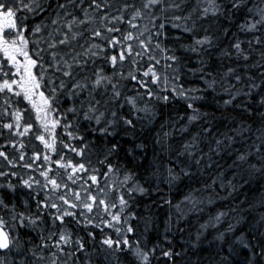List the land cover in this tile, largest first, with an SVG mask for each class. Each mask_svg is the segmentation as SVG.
Returning a JSON list of instances; mask_svg holds the SVG:
<instances>
[{
  "label": "trees",
  "instance_id": "16d2710c",
  "mask_svg": "<svg viewBox=\"0 0 264 264\" xmlns=\"http://www.w3.org/2000/svg\"><path fill=\"white\" fill-rule=\"evenodd\" d=\"M143 2L144 0H108L112 8L93 13V10L88 8V0H85L83 4L76 0L74 6L66 9L68 13L80 19L84 18V10L96 18L94 24L80 25L73 29V31L82 32L83 36L77 37L68 45L54 49L64 54V58L69 63H72L71 58L77 53L80 54L78 59L88 60L83 69L74 66L73 73L77 80L88 78L85 82H89L93 78L92 74L96 67H103L107 75L112 73L106 61L96 60L93 65L92 60L83 55L91 43H103L100 40L89 39V29L100 27L99 16L104 11L110 12L111 15H119L120 12L114 9H122L125 3L140 7ZM254 2L259 4L260 0H254ZM41 3L46 13L30 15L28 23L29 25L40 23L47 15L48 18L44 20V23L48 25V28L42 35L29 36V39L40 40L39 48L45 49L42 55L47 62L48 32H52L55 27H60V32H54V38L63 39L61 33L67 31L62 25L51 23L56 19L57 13L64 16L65 10L59 9L57 4L67 3V0H41ZM172 3L178 4L179 8L166 7L167 4ZM206 6V0H165L164 5L146 10L144 18L133 21L138 25L137 29H132L124 22L109 23V27L119 28L120 33L133 31L135 35L143 32L141 39L152 36V40L148 42L150 50L139 47L137 41H130L135 51L141 52L142 59L137 58L136 65L140 69V72L136 73L138 77H142V72L155 63L148 59L149 56H154L155 60L159 61L155 68L156 73L161 76L167 74L171 80V69L164 68V56L175 54L182 59L178 83L182 84L185 90L205 89L204 80L212 78L217 81V86L215 89L189 93L203 97L201 100L192 102L202 115L191 122L188 118L193 113L187 107L189 102L170 90L161 92L159 84L149 86L152 87L153 92L167 95L168 101L155 97L138 101L139 107L149 103L155 115L135 113L134 115L140 117L137 121L134 115L130 114L127 106L124 109H118L113 102L109 108L118 113L114 129L116 135L101 140L98 135L83 131L81 134L85 136L86 141H95L89 145L86 157L91 160V167L98 169L90 174L98 176L99 186L107 194L104 199L116 201L123 187L132 186L131 182L124 186L120 183L125 170L134 173L140 184L147 189L144 194L133 193V199L129 200L130 207L126 211L135 213V217L129 220L135 229L134 234H129V240H140L141 246L146 249L156 248L155 253L149 257V264H264V256L260 255L261 248H264V164L260 163L261 155L257 154V149L264 140V104L261 103L264 100V29L254 32L241 31L238 24L244 20L243 12L236 13L231 19L223 17L218 20L200 19L199 12L193 9ZM252 6L251 3L248 4L249 8ZM161 8H164V11H161ZM131 12V8L123 12L125 20L131 17ZM20 14L17 13V16ZM153 16L156 19H152ZM188 16H191V20H188L187 24L189 27H194L196 38L205 34L214 36V46L207 54H197L182 49L175 42V37L183 36L179 43L184 45L192 43L191 34L183 33L182 29L172 26L173 23H182V21L174 20L175 17L187 18ZM160 23L166 25L163 31L167 33V39L164 36H155L159 29L153 25ZM145 26L148 31H144ZM205 29H208L207 33ZM257 37L260 43L256 42ZM237 40L243 42L241 47L247 59L245 56H237L232 48V44ZM247 41L252 42L251 47ZM157 42L160 44L159 48L155 47ZM30 47L36 50L35 45ZM163 48H168L169 51L164 53ZM173 49H175L174 53ZM224 52H229L231 55H224ZM201 59L207 61L205 73L211 74L206 75L204 80L200 79V73L190 71L201 67L199 64ZM168 63L175 67L173 62L168 61ZM129 67V61L126 60L123 66L125 74ZM229 69H233L234 72L228 74ZM233 76H240L241 80L237 81ZM142 78L150 81L151 75ZM121 84L125 85L120 101L122 103L123 95L132 96L136 93L133 91L134 81L122 80ZM229 84L234 85L232 94L239 92L240 95L236 96L231 104H226L225 101L229 100L230 96L224 88H227ZM251 84H256L257 87L250 92ZM173 86L177 85L170 84L169 87ZM140 91L143 92V89ZM61 99L63 101V98ZM96 99H101V96L97 95ZM2 102L0 98V104ZM17 106L28 107L26 103H20ZM63 106L67 108L71 105L64 103ZM119 117L132 119L135 127L124 125ZM25 118L31 122V113L25 112ZM108 118L111 119L110 116ZM69 119L72 117L70 116ZM9 122L11 117L0 118V151L7 154V159L0 156V171L12 170L17 171L24 178H27L29 174L39 178L33 169L24 168L22 165L33 163L34 152L43 155L45 152L43 143L36 140L32 134L19 136L14 130L4 128L3 124ZM81 127H95V125L89 126L82 122ZM57 135L64 138L60 136V129H57ZM21 142L24 144L23 149L20 148ZM113 144H118L119 150L108 156L105 161V151ZM189 144L192 145L191 148L185 151L184 146ZM137 145H143V147L138 148ZM76 146L80 145L76 143ZM261 152L264 153V149H261ZM21 154L24 155L23 161L19 159ZM240 155L247 156V160L241 161ZM51 158L57 159L55 155ZM67 158L73 161L80 159L72 153H68ZM8 160H12L13 163L9 164ZM41 162L35 161V164ZM105 163H111L118 168L116 173L109 174L107 177L108 186H105L103 175L107 172ZM251 165L255 168L250 167ZM180 166L184 167V172H181ZM168 167L174 169L179 179L169 181L166 171ZM84 178L87 179L86 176ZM11 180L17 185L16 191L12 193L0 189V196L6 203H14L17 211L35 215L36 205L33 198L28 195L30 190L21 187L17 177H11ZM5 182V179L0 177V184ZM89 183L92 182L89 181ZM113 185L114 187H111ZM93 194L98 195L95 191ZM43 196L44 193L41 192L36 198L43 199ZM125 199H128L127 194ZM25 200L28 201L27 206L24 205ZM0 215H6V213L0 211ZM53 215H55L53 209L42 213L44 223L39 225V230L37 228L20 230L22 242L32 241V244L23 243V249L28 250L33 245H39L41 236L47 240L49 233L59 234L68 229L71 233V241L67 245H61L63 251L52 246L43 250L37 249L36 257H32L27 251L21 255L15 249L7 252L0 250V264H21L25 260L27 264H51L53 253L56 264H141L127 249L113 253L107 250V246H102L101 242L106 236L116 239L114 228L106 225L97 228L94 225L75 223L68 217L65 218L63 225L58 221L53 224ZM100 215L104 218L102 212ZM90 233L94 235H89ZM58 238V235H53L48 242L51 244ZM78 242L83 243V248L79 247ZM168 250L173 252L171 258L163 255Z\"/></svg>",
  "mask_w": 264,
  "mask_h": 264
},
{
  "label": "snow or ice",
  "instance_id": "6c2138e0",
  "mask_svg": "<svg viewBox=\"0 0 264 264\" xmlns=\"http://www.w3.org/2000/svg\"><path fill=\"white\" fill-rule=\"evenodd\" d=\"M84 2L85 0H79L81 4ZM75 3L76 0H67V3L57 4V7L64 9L65 13L64 16L57 13L56 19L52 20L51 23L52 25H62L67 31L61 33L63 39L54 38V32H60V27H55L52 32H48L47 49L49 51L48 61L45 62L42 55L45 49L39 48L40 40L29 39V36L42 35L48 28V25L44 23V20L48 18L47 15L44 16L40 23L31 25L28 23L30 15L36 16L46 13L41 0H0V98L3 101L0 104V118L11 117V122L3 124L4 128L14 130L19 136L32 134L36 140L43 143L45 148L43 155L37 152L33 153V163L22 165L24 168L33 169L39 178L31 174L24 178L17 171L12 170L7 172L0 171V177L6 181L0 184V189L14 193L17 185L12 183L11 177H17L20 186L30 190L28 195L33 198L36 205L35 215L30 212L26 214V212L17 211L14 203H6L5 199L0 196V211L6 213V215H0V250L7 252L15 249L21 255L27 251L32 257H36L37 249L43 250L52 246L63 251L61 245H67L71 241V233L68 229L59 234L49 233L47 240L41 236L39 245H33L28 250L23 249V243L32 244V241L22 242L20 230L24 228H37L39 230V225L44 223L42 213L53 209L55 210V215L52 216L53 224L58 221L63 225L65 218L68 217L75 223L94 225L97 228L105 225L109 228H114L116 239L106 236L101 242L102 246H107V250L113 253L127 249L132 252L141 264H149V257L155 253L156 248L146 249L141 246L140 240H129V234L135 233V229L129 223V220L135 217V213L126 211L130 207L129 200L133 199V193L144 194L147 189L140 184L134 173L125 170L123 180L120 183L124 186L131 182L132 186L123 187V191H121L116 201L104 199L107 194L99 186L98 176L90 174L98 171V169L91 167V160L86 157L89 145L95 141H86L85 136L81 133L83 131L94 133L101 140L105 137L116 135L114 129L117 124L118 113L109 108V105L113 102L116 103L118 109H124L127 106L131 115L140 112L145 113V115L149 113L155 115L154 109L150 107L149 103L139 107L138 101L149 97L168 101L169 97L153 92L152 87L149 86L150 84L152 86L159 84L161 85V92L170 90L180 95L185 101H188L187 107L193 113L188 118L189 122L195 121L202 114L198 108L193 106L192 102L201 100L203 97L190 95L189 93L215 89L217 81L215 78L204 80L206 75L210 76L211 74L205 73L207 61L201 59L199 60L201 67L190 71L201 74L200 79L204 80L206 88L185 90L183 85L178 83L182 59L175 54L164 56V68L171 69V80L167 74L161 76L156 73L155 68L159 61H156L154 56H149L148 59L149 61H155V63L142 72V77L151 75V80L147 81L136 74L140 72V69L136 67L137 58L142 59V57L141 52L135 51L130 41H137L139 47L144 50H150L148 42L152 40V36L149 35L145 39H141L143 32H138L135 35L133 31L120 33L119 28L109 27V23L124 22L132 29H137L138 25L133 23V21L144 18L146 10L158 5H164L165 0H144L140 7L125 3L122 9H114L120 12L119 15H111L110 12L104 11L99 16L100 27L89 29V39L93 41L100 40L103 43H91L83 55L89 57L93 65H95L96 60L106 61L111 67L112 73L107 75L103 67H96L92 74L93 78L89 82H85L88 78L77 80L73 73L74 66L83 69L87 65L88 60L78 59L80 54L77 53L72 56V63H69L64 58V54L54 50L60 46L70 44L77 37L83 36L82 32L73 31L74 28L80 25L96 23L95 16L90 15L87 10L83 11V19L68 13L66 9L74 6ZM206 3V7L193 9V11L199 12L200 19L211 18L218 20L221 17L231 19L236 13L243 12L244 20L238 24V28L241 31L254 32L264 29V6H261L264 5V0H260L259 4L255 3L254 0H206ZM250 3L253 5L251 8L248 7ZM112 7L108 0H88V8H91L93 13ZM166 7L179 8V5L172 3L167 4ZM129 8L132 9L131 17L125 20L123 12ZM161 11H164V8H161ZM17 13L21 14L17 16ZM65 17H70V19H65ZM152 19H156V17L153 16ZM174 20L182 21L179 24L173 23L172 26L174 28L182 29L183 33L193 36L192 43L189 45L179 43L184 38L183 36L175 37L174 40L180 48L197 54H207L213 48L215 39L213 35L205 34L199 38L195 37L194 27H189L187 24V21L191 20V16L187 18L175 17ZM153 27L159 29L155 33L156 37L164 36L167 39V33L163 31L166 27L165 23L154 24ZM144 31H148L147 26H145ZM207 32L208 29H205V33ZM113 33H118L119 35H112ZM256 42H261L259 37L256 38ZM242 43L237 40L232 44L237 56H245L241 47ZM247 43L251 47L252 42L247 41ZM30 45H35L36 50H32ZM155 47H160L159 42L155 44ZM162 51L167 53L169 49L163 48ZM172 51L174 53L175 49ZM224 55H231V53L224 52ZM245 59H247V56H245ZM126 60L129 61L130 65L127 74H125L123 68ZM168 61L173 62L175 67L169 64ZM233 72V69L228 70V74ZM233 78L237 81L241 80L240 76H233ZM122 80L134 81L133 91L136 94L132 96L123 95V102L121 103L122 90L125 88V85L121 84ZM170 84H176L177 86L170 88ZM256 87V84H251L250 92L255 90ZM141 89H143V92L140 91ZM233 90L234 85L231 84L224 88V91L230 96V99L225 101L226 104H231L236 99V96L240 95L239 92L233 95ZM97 95H100L101 99H96ZM104 97L107 98L105 99ZM61 98H63V101ZM20 103H26L28 107L20 108L17 106ZM64 103H69L71 106L65 108L63 106ZM261 103L264 104V100ZM25 112L31 113V122H28L25 118ZM70 116L72 119H69ZM109 116L111 119L108 118ZM134 118L137 121L140 120L138 115H134ZM119 119L122 120L124 125L135 127L132 119L127 117H119ZM82 122L89 126L95 125V127L82 128ZM57 129H60V136L64 138L58 137ZM74 142L80 146L77 147ZM191 146V144L185 145V151H188ZM23 147L24 144L21 142L20 148L23 149ZM137 147L142 148L143 145H137ZM261 149H264V140L261 141L260 148L257 149V154L261 155L260 163L264 164V153L261 152ZM118 150V144H113L107 148L105 161H107L108 156L118 152ZM68 153L75 154L80 159L77 161L68 159ZM52 155H55L57 159L52 160ZM0 156L7 159V154L3 151H0ZM19 159L23 161L24 155L21 154ZM239 159L246 161L247 156L240 155ZM35 161L42 162L35 164ZM8 163L12 164L13 161L8 160ZM54 165L56 166L55 168L53 167ZM105 167L107 172L103 175L105 177V186H108L107 177L109 174L116 173L118 168L111 163H105ZM180 167L181 172H184V167ZM250 167L255 168L254 165ZM166 171L170 182L179 179L178 174H175L174 169L171 167H168ZM61 172H63V175H61ZM85 176L87 179L84 178ZM89 181L92 183H89ZM111 187H114V185ZM94 191L98 193L99 199L97 194H93ZM41 192L44 193L43 199H37L36 197H39ZM125 194H127L128 199H125ZM27 204L28 201L25 200L24 205L27 206ZM78 212L79 215H77ZM101 212L104 218L101 217ZM53 235H58L59 238L50 244L48 241L51 240ZM89 235L94 234L90 233ZM78 243L79 247L83 248V243ZM253 254L255 255V253ZM163 255L171 258L173 252L168 250ZM260 255L264 256V248H261ZM40 258L43 259V257ZM21 264H27V260L21 262ZM51 264H56L54 253L52 254Z\"/></svg>",
  "mask_w": 264,
  "mask_h": 264
},
{
  "label": "water",
  "instance_id": "95a60500",
  "mask_svg": "<svg viewBox=\"0 0 264 264\" xmlns=\"http://www.w3.org/2000/svg\"><path fill=\"white\" fill-rule=\"evenodd\" d=\"M1 251H4V250H1Z\"/></svg>",
  "mask_w": 264,
  "mask_h": 264
}]
</instances>
